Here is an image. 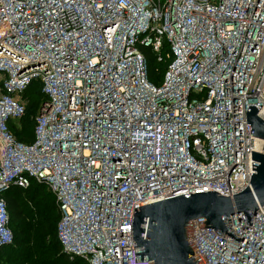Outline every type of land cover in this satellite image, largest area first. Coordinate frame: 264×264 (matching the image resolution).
Returning <instances> with one entry per match:
<instances>
[{
  "label": "built area",
  "instance_id": "built-area-1",
  "mask_svg": "<svg viewBox=\"0 0 264 264\" xmlns=\"http://www.w3.org/2000/svg\"><path fill=\"white\" fill-rule=\"evenodd\" d=\"M148 47L168 60L150 83ZM37 106L33 140L9 123ZM264 0H0V249L12 242L2 194L43 185L59 211L55 234L70 260L134 261L135 205L152 198L243 190L263 140ZM234 242L186 225L197 264H264V203L229 216ZM146 231V226L143 229Z\"/></svg>",
  "mask_w": 264,
  "mask_h": 264
},
{
  "label": "water",
  "instance_id": "water-1",
  "mask_svg": "<svg viewBox=\"0 0 264 264\" xmlns=\"http://www.w3.org/2000/svg\"><path fill=\"white\" fill-rule=\"evenodd\" d=\"M259 106L250 105L245 113L251 135L263 140L262 153L251 151V159L257 164L251 162L254 173L250 174L247 186L230 196L205 191L159 196L136 204L130 224L134 261L197 264L192 261L193 257L189 258L193 253L186 241V225L197 218L205 219L204 227H211L217 234L239 242L229 216L241 212L250 225L252 211L264 203V121L257 110Z\"/></svg>",
  "mask_w": 264,
  "mask_h": 264
},
{
  "label": "trees",
  "instance_id": "trees-1",
  "mask_svg": "<svg viewBox=\"0 0 264 264\" xmlns=\"http://www.w3.org/2000/svg\"><path fill=\"white\" fill-rule=\"evenodd\" d=\"M138 49L147 61L148 80L154 85L159 84L169 61L156 62L148 47L139 45ZM27 94L24 115L17 123H9L12 133L23 142L33 140L37 106L46 100L40 92L39 82H35ZM2 196L12 230V242L6 247L13 249L20 259L33 257L39 264H86L80 258L70 260L60 247L55 234L59 211L52 193L43 185L31 183L27 188L11 185ZM3 254L0 252V256Z\"/></svg>",
  "mask_w": 264,
  "mask_h": 264
},
{
  "label": "rangeland",
  "instance_id": "rangeland-1",
  "mask_svg": "<svg viewBox=\"0 0 264 264\" xmlns=\"http://www.w3.org/2000/svg\"><path fill=\"white\" fill-rule=\"evenodd\" d=\"M0 252L4 253V256H0V264H39L33 257L20 259L13 249L7 248L6 246L1 247Z\"/></svg>",
  "mask_w": 264,
  "mask_h": 264
}]
</instances>
